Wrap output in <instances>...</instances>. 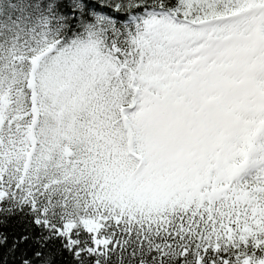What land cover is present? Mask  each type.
I'll use <instances>...</instances> for the list:
<instances>
[{"label":"snow or ice","instance_id":"6c2138e0","mask_svg":"<svg viewBox=\"0 0 264 264\" xmlns=\"http://www.w3.org/2000/svg\"><path fill=\"white\" fill-rule=\"evenodd\" d=\"M0 264H264V0H0Z\"/></svg>","mask_w":264,"mask_h":264}]
</instances>
